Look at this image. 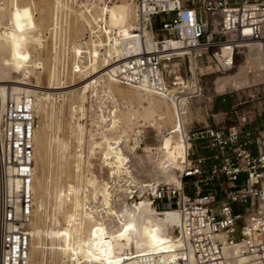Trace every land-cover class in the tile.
Listing matches in <instances>:
<instances>
[{"label":"built area","instance_id":"2783aa9c","mask_svg":"<svg viewBox=\"0 0 264 264\" xmlns=\"http://www.w3.org/2000/svg\"><path fill=\"white\" fill-rule=\"evenodd\" d=\"M134 4L137 33L150 32L154 46L147 49L140 41L141 54L118 64L114 79L159 96L174 86L176 97L187 100L181 110L182 128L176 131L185 145L177 179H155L144 189L156 210L177 211L175 235L184 244V256L164 263L141 255L134 264H234L225 247L236 251L242 264H264V130L257 117L239 113L242 102L232 106L231 115L212 114L214 125L189 128L184 121L190 100L204 97L198 70H232L242 44L258 43L264 50V0H134ZM173 39L186 49L183 57L173 50L163 53ZM226 47L231 53L221 58ZM182 58L188 60L190 75L172 77L169 63ZM226 95H220L222 103ZM259 116L263 118L262 113ZM36 126L33 95L7 102L0 117V264H30ZM148 188L151 192H146ZM187 253L192 258L187 259Z\"/></svg>","mask_w":264,"mask_h":264},{"label":"rangeland","instance_id":"374dc122","mask_svg":"<svg viewBox=\"0 0 264 264\" xmlns=\"http://www.w3.org/2000/svg\"><path fill=\"white\" fill-rule=\"evenodd\" d=\"M7 1L9 0H0V30L2 31L11 27L9 15L11 11L15 10L12 0H10L11 2ZM54 2V0H18L19 8L29 9L32 12L36 28L31 32V35L40 37L43 40V47L42 49L37 48L38 50L35 51L33 48L30 50L31 62L27 66L31 73L25 77L24 71H22L18 75L19 79H13V81H26L38 86L34 88L37 91L53 93L50 102L43 101L44 106L37 112L36 129L41 133L38 144L41 149L37 162L38 181L41 185H48L50 192L54 191L56 177L65 161L63 158L73 157L74 153L81 151L76 148L77 144L73 133L75 124L79 123L84 127L85 134L82 152L84 153L83 167L86 176L97 179L100 186H107L112 196V207L121 217L126 218L123 216V206L130 208L129 205L132 202L138 203L132 198L134 193L141 192V201H144L149 198L144 189L152 180L176 181V170L179 168L175 166L164 168L157 159L164 138L169 136L171 129L175 126V109L166 99L153 95L155 113L153 117H144L145 110L149 107V96L147 97L145 91L141 92L133 87H126L118 82L114 84L109 81L110 75L107 73V69L104 71L100 69L96 73L97 75L90 70L93 56L92 42L101 40L106 44L108 43L107 36L104 34V28L101 33L93 35L91 28L79 18L78 14L84 12L87 21L96 29L97 26L93 24V18L101 16L102 7L126 4L130 6V10L132 9L133 27L134 0H63L66 7L63 8L64 11L60 9L59 12L55 11ZM55 16L59 17L58 25L54 21ZM105 17L107 20L109 19L108 15ZM159 23L160 19L157 20L156 28H159ZM98 30L96 29V32ZM115 33H118V30H114L113 34ZM74 46L77 47V58L72 50ZM251 48L255 47L244 46L237 51L235 66L230 71L221 73L205 69L198 70L204 97L191 99L186 108L187 115L184 116V119L189 128H199L207 124L214 125L212 114L226 111L231 115L232 106L245 102L239 106L237 111L249 115L252 119H255L256 116L257 125L264 130V82L256 80L253 76L255 73L248 74L251 76L252 85L250 86L225 92L218 90L219 82L222 79L232 76L235 78L241 68L247 66L251 61L256 64L261 62L260 56L253 57ZM55 49L58 51L57 57L54 55ZM108 50L109 47L99 49L101 61L105 59ZM254 50L258 53L261 52L256 48ZM227 56L229 55L225 54L222 58ZM108 59L109 63H114L118 57L113 56ZM169 64L174 67L170 66L168 69L171 71L172 77L174 73L184 77L190 75L187 58ZM80 67L83 71H80ZM54 68L58 78L56 82L51 79ZM100 76L103 78L98 80L97 85L92 83L93 81L91 82L92 79L95 80ZM53 83L60 84L59 87L70 88L57 91L46 90L53 87ZM87 83H90L91 88L89 87L86 94L83 114L75 111L76 106H73L71 92H75L74 100L77 103H82V88ZM225 93H227L225 96L227 101L222 103L220 95ZM158 112L165 113L167 118L164 121L160 120L157 117ZM115 113L119 116V122L113 128L111 122ZM259 113L263 114V118L259 116ZM102 117L106 119V122H102ZM227 124H230L229 120H227ZM102 132L111 139L122 138L121 148L127 157V168L118 169L120 166L115 159L109 161L111 164L108 167L104 164L102 153L105 146H103ZM177 136L176 139L179 138V135ZM115 141L117 140H113L112 143ZM64 143H67L68 151L65 150ZM135 145H137L136 149L132 150L131 148ZM71 157L68 159L70 162L72 161ZM69 167V172L73 174L72 166ZM138 189L140 191H137ZM88 190L89 203L94 205L99 213L103 209L102 194L98 190L95 191L93 186H90ZM146 192H150L149 188ZM45 204L44 210H38L37 215L33 218L38 221L39 225L41 224L42 228L39 226L38 232H35L31 226L29 229L32 243L36 248L33 253L34 264H75V261H72L67 254L60 250L64 244L60 239V231L62 227H65V223L62 216L55 215L52 197H49ZM56 216L57 218H55ZM105 223L110 228L116 227L117 229V233L113 228L110 229V235L112 232L118 234L120 226H118L117 220L113 223L106 218ZM95 240L100 241L98 237ZM111 251L113 252L112 249Z\"/></svg>","mask_w":264,"mask_h":264},{"label":"bare ground","instance_id":"6f19581e","mask_svg":"<svg viewBox=\"0 0 264 264\" xmlns=\"http://www.w3.org/2000/svg\"><path fill=\"white\" fill-rule=\"evenodd\" d=\"M54 1L55 11L57 10V12H59L60 9L63 10V8L66 7L63 0ZM7 2L11 1L9 0ZM12 4L15 6V10L11 11L9 15L11 27L4 31L0 30V117L10 99L18 101L23 95H33L36 99V112H39L44 106L43 101H49L53 95V93L37 91L34 88H37L38 86H34L29 82L19 80L13 81V79H19L18 75L22 71H24L25 77L31 73L27 66L28 63L31 62L30 50L32 48L34 51L37 48L42 49L43 40L40 37L31 35V32L36 28L32 12L29 9L19 8L18 0H12ZM107 15L109 17L108 20L105 17ZM78 16L91 28L93 35L101 33L103 28L101 22L105 23L106 27H104V34L107 36L108 43L105 44L101 40L92 42L93 56L90 64V70L96 74L100 69L103 71L107 69V73L110 76L108 74L105 75H108L109 81L114 82V84L117 83V81L114 79L113 73L115 72L118 64L141 54L140 41L143 43L144 41L146 42L147 49H152L154 46L155 40H153V36L150 32L147 30H141L140 33H137L139 28L137 24L135 4L133 6V27L132 9L130 10V6L126 4H116L112 7H102L100 16L101 19L100 17L93 18V24L97 26L96 29H99L97 32L96 29L87 21L84 12H81ZM54 21H56V25H58L59 17L55 16ZM114 30H118V33L113 34ZM244 46L255 47L261 51L258 53L254 50L255 48H251V54L253 57L260 56V58H262L261 62L256 64L251 61L247 66L241 68L240 73H238L235 78L232 76L233 78L222 79L219 82V91L225 92L227 90H240L252 85L250 79L251 76L248 75L249 73H255V75H253L254 78L264 82V50L258 43L242 44L240 45V48ZM104 47H109V50L105 54V59L101 61L99 57V49ZM72 50L77 58V47L74 46ZM171 50H173L178 57H183L186 52L182 42L177 39H173L171 44L166 45L162 51H165L163 53H168ZM230 53L231 49L227 47L223 48L221 58L225 54L230 55ZM54 55L56 57L58 56L57 49H55ZM113 56L118 57V60L114 63H109L108 58H112ZM170 66L171 65L169 64V67ZM75 67H77L76 64ZM80 71H83L82 67H80ZM102 78L103 77L100 76L95 80L92 79L91 82L93 81L92 83L97 85L98 80ZM51 79L54 82L58 80L55 68L51 73ZM59 86L60 84L55 83L53 87H49L46 90L57 91L70 88H63ZM90 86V83H87L82 88V103H77L74 100L75 92H71L73 106H76L75 111H79L84 114V101L86 100V94ZM135 89L141 92L145 91L147 97L149 96V107L145 110L144 117H153V114L155 113L153 109V95L157 94L147 88ZM175 92L176 87L173 86V88L168 89V92H165L164 95H157L166 99L172 107H174L176 113L175 126L171 129L169 136L164 138L163 143L160 146L159 156L157 159H159L160 165L164 168H171L175 166L180 169L181 161L185 157V145L180 136L176 139V137H178L176 131L182 128L181 110L182 106H185L187 100L185 97L177 98ZM159 112L157 117L164 121L167 118L165 117V113ZM131 117L133 118V115H131ZM118 118L119 116L115 113L111 122L113 128H115L119 122ZM102 122H106L104 117H102ZM173 132H175V134H173ZM73 133L77 144L76 148L81 151L74 153L73 157L70 156L72 158L71 162L68 160L70 157L63 158L65 161L61 165L60 173L56 177V186L54 191L50 192L48 185H41L38 181L37 162L41 154V149L38 144L40 142L41 133H39L37 129L35 131L36 175L34 184V203L36 205V209H34V214L30 220L29 226H31L35 232L39 231V226H41V224L39 225L38 221L33 220V218L37 215L36 212L38 210H44L46 200H48L49 197H52L53 207L56 212L55 215L62 216L65 223V227H62L60 231V239L64 243L60 250L64 254H67L72 261H75V264H83L85 262L95 264H134L137 257L141 255H153L154 257L162 259L164 263H176L179 258L184 256V252H181L184 244L182 243V240L175 235V227L179 225V215L177 211L175 209L158 211L155 209L149 198L141 201L142 193L136 192L132 198L138 203L132 202L129 205L130 208L128 206H123V216L126 218L121 217L111 205L112 196L107 186H100L97 179L86 176V171L83 167L85 159L84 153L82 152L85 136L84 127L81 126V124L76 123ZM101 134L104 139L103 146H105L102 153L104 164L108 167L111 164L109 161L115 159L120 166L118 169L123 167L127 168V157L121 148L122 138L111 139L105 135L104 132ZM113 140L117 141L112 143ZM63 146L65 147V150L68 151L67 143H64ZM136 146L137 145L131 149L135 150ZM70 165L74 170L73 174L69 172ZM90 186H93L95 191L98 190L102 194L103 209L99 213L97 208L89 203L87 193L89 192L88 188ZM148 187H150V184H148ZM137 191L140 190L138 189ZM149 191L151 192V189H149ZM55 218H57V216ZM106 218L111 220L113 223L117 220L118 226H120L118 234H113V232L111 235L109 234L110 229L112 230L113 228L115 232L117 229L116 227L110 228L107 226L108 224L105 223ZM96 236L100 241L95 240L97 238ZM109 247L113 250V252ZM35 249L36 248L32 243L31 235L30 255L32 254V256L30 257V264H34L33 253ZM224 251L227 256L234 258V264H242V258L237 255L236 251H232L227 247L224 248ZM186 258H192V254L187 253Z\"/></svg>","mask_w":264,"mask_h":264}]
</instances>
